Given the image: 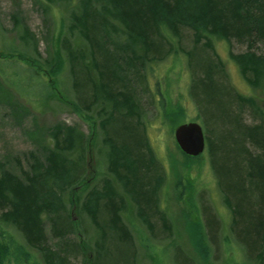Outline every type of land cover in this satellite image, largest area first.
<instances>
[{
  "label": "rangeland",
  "instance_id": "rangeland-1",
  "mask_svg": "<svg viewBox=\"0 0 264 264\" xmlns=\"http://www.w3.org/2000/svg\"><path fill=\"white\" fill-rule=\"evenodd\" d=\"M78 6L79 0H55L53 3L48 0H0V176L3 171L19 178L22 171L30 174L32 165L45 166L49 154L55 150L71 156L73 161L81 154L83 157L90 155L88 187L83 190V187L73 185L74 196H71L70 189L59 192L60 200L55 203L59 204L60 211L71 216L67 221L72 223V231L54 236L52 216L44 214V233L50 249L70 251L74 244L84 243L92 255L101 256L103 253H99L97 246L101 237L99 228L81 207L88 194L102 188L108 177L110 144L103 124L108 125L110 116H105V112H110V106L105 100L95 102V99H88L89 87L84 80L95 71L90 68L91 55L84 56L83 62L79 59L74 69L70 63V57H78L89 48L78 30L71 28V10H77ZM188 23L177 33L165 26L160 27L157 33L162 44L160 53L148 54L144 59L140 71L142 83L137 86V81L131 82L132 99L139 107V121L144 130L145 149L157 168V184L162 180L156 199L157 212L152 217L145 216L153 226L151 230L137 209L132 208L128 214L122 210L126 211L122 223L129 230L133 249L131 264H209L208 258L210 264H242L245 261L257 264L256 255L243 252L232 236L230 211L210 163L208 146L203 156L189 163L175 144L173 130L179 124L194 121L203 128L206 140L211 142L214 134L221 132V126L208 117L192 92L194 80L202 75L194 65L195 60L199 64L209 60L215 78L222 85L237 95L254 99L253 107L249 104L242 106L240 120L243 125L259 124V116H264V88H251L232 60L231 55L238 57L248 51L247 44L220 38L214 39L210 46L204 40L196 44L194 31L187 27ZM115 38L121 41L125 36L112 33V42L118 44ZM58 39L70 46L60 47ZM249 47L257 54H264V42ZM57 53L63 61V68L53 78L49 67ZM20 56L35 61L36 67L22 62ZM50 83L54 86L53 91L48 86ZM92 131L94 137L92 146H89L87 141ZM134 134L139 132L134 131ZM69 135L80 144H73L71 150L58 147L56 138L64 140ZM215 164L220 171L226 168L223 163L219 165V159ZM118 188L114 193L117 199L121 198L122 192L125 193L119 184ZM127 202L133 203L129 199ZM124 203L126 206V201ZM199 204L209 207L223 224V232L219 229L214 232L208 250L196 237L193 227L197 225L201 230L199 223L202 222L203 208L201 210ZM29 257L35 264H42L34 251ZM76 261H82L81 255L78 254Z\"/></svg>",
  "mask_w": 264,
  "mask_h": 264
},
{
  "label": "trees",
  "instance_id": "trees-1",
  "mask_svg": "<svg viewBox=\"0 0 264 264\" xmlns=\"http://www.w3.org/2000/svg\"><path fill=\"white\" fill-rule=\"evenodd\" d=\"M48 1L53 3L55 0ZM71 14V28L78 30L90 44V51L83 50L81 56L70 57L72 69L79 59L83 62L84 56L91 52L90 68L95 71L92 70L93 74L84 80L89 87L88 99L105 100L115 112L112 115L105 112L110 119L108 125L103 124L111 140L108 169L112 179L104 182L98 191L89 193L85 200V205L89 206L87 214L101 232L97 246L103 254L95 256L93 253V256L84 243L74 244L70 251L65 248L53 250L47 245L43 215L52 216L54 236L71 232L72 223L60 211L59 204H55L60 200L59 192L70 189L73 197V185L84 190L90 183L88 174L84 175V165L90 155L79 157L77 150L79 156L73 161L71 156L55 150L49 154L45 166L32 165L30 174L22 171L19 178L3 171L0 176V264H35L29 257L31 251L40 256L42 264L132 263L131 238L119 215L123 201L114 195L111 182L115 180L124 190L125 198L138 203L145 216H154L158 173L149 161L143 132L137 126L139 107L132 99L131 82L137 81V86L140 85L143 76L139 73L144 59L148 54L160 53L162 44L157 36L160 27L177 33L189 22L187 27L194 31L196 44L204 40L208 45L211 37L247 44L248 51L238 57L231 55L232 60L251 88H264V54H257L249 47L264 42V0H79L77 10H71ZM112 33L125 38L121 41L115 38L118 44H114ZM20 60L31 67L37 65L24 56H20ZM196 61L194 65L202 75L194 80L192 92L198 94L208 117L221 126V132L214 134L213 142L207 139V149L232 214L229 226L243 252L256 255L257 261L264 264V124L243 125L240 120L242 106L253 107L254 99L234 95L222 85L215 78L209 60L200 64ZM49 68H52L49 73L53 78L62 70L63 61L58 53ZM48 86L54 90L52 83ZM118 112L121 113L119 116ZM134 131L139 134L135 135ZM93 137L92 131L87 145L92 146ZM56 139L57 146L66 150H71L75 143L80 144L72 140L71 135L64 140ZM182 155L189 163L199 158ZM218 159L219 165L225 164L222 171L215 164ZM206 224L209 230L215 228L212 219L206 220ZM201 248L207 251L203 246ZM78 254L81 255L80 263L76 261ZM26 255H29L27 259Z\"/></svg>",
  "mask_w": 264,
  "mask_h": 264
},
{
  "label": "bare ground",
  "instance_id": "bare-ground-1",
  "mask_svg": "<svg viewBox=\"0 0 264 264\" xmlns=\"http://www.w3.org/2000/svg\"><path fill=\"white\" fill-rule=\"evenodd\" d=\"M84 39V38H83ZM214 39L216 40V39H218V37H211L209 40H208V46H210L211 45V42H213L214 41ZM85 40V43L89 46L90 44H89V42H88V40L87 39H84ZM62 41H63V43H62ZM57 43L59 44V46L60 47H62V48H67V47H69L70 45L68 44V43H66L64 40H62V39H58L57 40ZM62 44V45H61ZM210 48V47H209ZM88 51H90V48H88L87 49ZM91 53V52H90ZM90 53H88V54H90ZM80 55V54H79ZM81 56V55H80ZM84 56V54H82V57ZM139 74H142L141 72L139 73ZM229 90H230V88H228ZM231 91V90H230ZM233 94H234V91L232 90L231 91ZM230 92V93H231ZM236 95H237V93H235ZM234 94V95H235ZM195 97H197L198 98V94L197 93H195ZM110 114H115V112L113 111V109H111L110 108V112H109ZM119 112H118V116H119ZM139 118H141V116L138 114V122H137V126H138V128L140 129V131L141 132H143V135H144V131H143V127H141V124H140V119ZM259 118H260V122H259V124H264V118L260 115L259 116ZM106 126V125H105ZM104 130L106 131V129L104 128ZM108 141H111V140H108ZM206 146H207V140H206ZM207 150V149H206ZM252 151L253 152H256V150L253 148L252 149ZM109 152H110V154H109ZM111 154H112V151H111V148L109 147V150H108V152H107V171H108V177H110V179L107 177L106 178V181H104V182H107V181H111V176H110V171H109V163H110V157H111ZM201 156H203L202 154H201ZM201 156H199V157H201ZM88 160H89V158H88ZM149 161L150 162H152V161H154V160H152V156H150L149 155ZM90 164L88 163V161H87V167H85V169H84V175H86V174H90V172H91V170H90ZM88 172V173H87ZM175 175H176V172H175ZM161 183H162V180L161 181H159V183L157 184V182H156V190H155V193H156V195H155V197H156V199H157V197H158V194H159V190H160V186H161ZM111 186H112V188L114 189V192H116L117 191V189H119L118 188V184L116 183V181L115 180H113L112 182H111ZM125 193H123L122 192V195H121V198L120 199H122V201H123V203H124V201H126V203H127V205L125 206V203L123 204L124 206L122 207V209L123 210H126L127 211V213H126V211H120V217L123 219V217L125 216V213L126 214H128L129 212H130V210H132V208H134V209H137L138 210V214H141V215H143L144 217H145V212H141V209H140V207H139V205H138V203H134L133 201V203L132 204H128V202H127V199L125 198ZM199 206H200V204H199ZM75 207H77V206H75ZM82 210H84L85 212H87V210L89 209V206L87 205H85V204H83L82 205ZM195 208V207H194ZM200 208H201V210H202V208H203V215H202V222L201 223H199V226H200V228H201V230L197 227V225L195 226H193L194 227V229H195V231H196V237L197 238H199V240L207 247V250L208 249H210L209 247L210 246H208V244L210 243V241L212 240V237L214 236L215 237V235H214V232L216 231V230H218L219 229V231H222L223 232V224H221L220 222H219V220L216 218V216L213 214V212H211L212 210L209 208V207H205V206H203V205H201L200 206ZM75 209V208H74ZM74 209H72V210H74ZM155 209H156V205H155ZM156 211V210H155ZM230 211V210H229ZM157 212V211H156ZM65 213V212H64ZM66 214V216H67V218H71V216H69L67 213H65ZM162 215H165V214H163L162 213ZM230 216H231V218H232V214H230ZM142 217V216H141ZM203 217H204V219H203ZM161 219H164V218H162L161 217ZM168 219V218H167ZM208 219H212L213 220V222L215 223V228H212L211 230H209V228H208V226H207V224H206V220H208ZM146 220H147V218L145 217V222H146ZM163 222H164V220H163ZM168 222H169V224H170V219H168ZM147 225L148 226H146L148 229H152L153 228V226H152V224L151 223H149V221L147 220ZM43 226H44V222H43ZM167 225L165 224V225H163V227L165 228ZM44 228V227H43ZM126 229H127V232L129 231L128 230V228L126 227ZM167 230V229H166ZM99 232H100V230H99ZM69 233V232H68ZM129 233V232H128ZM231 233H232V236L234 237V240H236L237 241V238H236V236L234 235V232H233V230H231ZM100 234H101V232H100ZM224 236V235H223ZM222 236V237H223ZM238 242V244H240V242L239 241H237ZM28 251V253L31 251L30 249L29 250H27ZM29 256V255H28ZM28 256L26 255V259L28 258ZM207 263H211L210 262V260H209V258H208V261H207ZM257 264H261V263H259V261H257L256 262ZM135 264V263H134Z\"/></svg>",
  "mask_w": 264,
  "mask_h": 264
},
{
  "label": "water",
  "instance_id": "water-1",
  "mask_svg": "<svg viewBox=\"0 0 264 264\" xmlns=\"http://www.w3.org/2000/svg\"><path fill=\"white\" fill-rule=\"evenodd\" d=\"M173 137L178 149L187 157H198L205 149L204 131L197 122L178 125L173 130Z\"/></svg>",
  "mask_w": 264,
  "mask_h": 264
}]
</instances>
